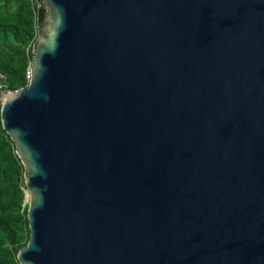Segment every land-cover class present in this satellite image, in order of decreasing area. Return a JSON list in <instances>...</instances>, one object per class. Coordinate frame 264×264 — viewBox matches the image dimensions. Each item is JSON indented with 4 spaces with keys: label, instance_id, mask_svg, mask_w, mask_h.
I'll return each mask as SVG.
<instances>
[{
    "label": "water",
    "instance_id": "95a60500",
    "mask_svg": "<svg viewBox=\"0 0 264 264\" xmlns=\"http://www.w3.org/2000/svg\"><path fill=\"white\" fill-rule=\"evenodd\" d=\"M37 1L18 263L264 264V0Z\"/></svg>",
    "mask_w": 264,
    "mask_h": 264
},
{
    "label": "trees",
    "instance_id": "16d2710c",
    "mask_svg": "<svg viewBox=\"0 0 264 264\" xmlns=\"http://www.w3.org/2000/svg\"><path fill=\"white\" fill-rule=\"evenodd\" d=\"M38 5L37 0H0V96L28 83L36 25L43 19ZM23 173L0 123V264H19L17 253L29 239Z\"/></svg>",
    "mask_w": 264,
    "mask_h": 264
},
{
    "label": "built area",
    "instance_id": "2783aa9c",
    "mask_svg": "<svg viewBox=\"0 0 264 264\" xmlns=\"http://www.w3.org/2000/svg\"><path fill=\"white\" fill-rule=\"evenodd\" d=\"M29 75H30V72L27 73L28 79H29ZM6 93H7V92H6ZM6 93H5V92H2V93H1V96H0V102L2 101V98H3V96H4Z\"/></svg>",
    "mask_w": 264,
    "mask_h": 264
}]
</instances>
